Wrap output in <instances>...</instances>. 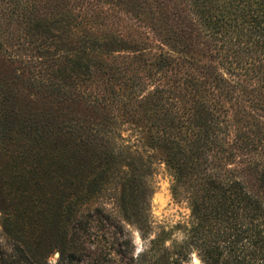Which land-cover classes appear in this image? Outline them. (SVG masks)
<instances>
[{
	"label": "trees",
	"instance_id": "16d2710c",
	"mask_svg": "<svg viewBox=\"0 0 264 264\" xmlns=\"http://www.w3.org/2000/svg\"><path fill=\"white\" fill-rule=\"evenodd\" d=\"M153 2L159 16L148 25L118 3L0 0V120L13 116L23 89L58 109L77 103L95 119L58 122L52 111L20 122L22 166L11 169L17 189L1 210L15 242L2 264H44L54 237L56 264L186 263L181 248L153 254L154 242L139 257L111 258L110 241L119 247L123 233L117 215H139L127 198L147 171L118 131L134 108L145 111L148 142L174 173L173 194L190 204L191 242L204 264H264V0ZM63 10L74 22L52 19L58 34L49 35L46 17ZM48 165L56 168L53 216L19 212L23 202L37 205Z\"/></svg>",
	"mask_w": 264,
	"mask_h": 264
},
{
	"label": "rangeland",
	"instance_id": "374dc122",
	"mask_svg": "<svg viewBox=\"0 0 264 264\" xmlns=\"http://www.w3.org/2000/svg\"><path fill=\"white\" fill-rule=\"evenodd\" d=\"M79 4L81 0H78ZM90 5L97 4L98 6H108L110 3H118L117 8L123 14L126 10L133 12L138 18L144 22V24H154L158 19V14L153 0H84ZM84 3V4H85ZM89 5V6H90ZM39 4H36V8ZM127 11V12H128ZM62 20L65 25H69L74 22L71 12L63 10L61 14H55L53 16H47L46 19L50 20L48 23V34H58L56 32L57 24L52 19ZM80 19H76V24L67 27L66 30H70V33L75 32L74 26H77V22ZM60 30H63L61 26ZM17 27L12 24L13 31ZM20 32L23 30V26H20ZM78 28V26H77ZM17 99L12 100L13 116L14 111L19 112L20 116L16 119L13 116H7L0 120V264L3 262L2 254L9 253V249L6 251V246L10 247L15 242L11 236H6L2 227V215L1 210L7 209V196L12 194L17 189V186L13 184V180L10 177V172L17 164L21 165V160L17 158L16 152L20 150V131L23 125L20 122L23 118L36 119L35 114H45L46 118L52 117V111L54 115L59 117L60 121L70 122L71 120L83 119L89 122H95L94 116L83 106L75 103H65L58 109L48 100H41L40 96L34 95L28 89H23L17 94ZM136 110L135 118L133 122L122 123L118 131L122 136V145L127 146L131 151L136 152L146 168V174L143 173L142 182L137 184L140 187L138 192L133 196H128L127 200H134L139 204L140 211L137 217L132 216L133 210L127 214V219L120 213L118 216L119 224L122 225V236L118 239L120 246H116V242L111 240V236H107L113 244L111 252H116V255L111 257L117 260L118 252L128 250L129 254L133 257H139L140 255L149 253L152 246L151 242L156 243L157 249L153 251V254H161L165 251L182 250L186 258L185 264H204L201 258L198 245L191 242V236L193 235L192 227H194V219L191 215L190 204L185 195H174L172 188L174 186V173L172 169L164 161L163 153L160 149L152 147L147 136L148 131L146 126L149 123L145 121L147 115L142 108H134ZM48 113H51L48 114ZM18 119L20 121H18ZM20 125V126H19ZM51 153V152H50ZM52 154V153H51ZM54 154V153H53ZM42 157V156H40ZM42 165L46 166V162L53 163V161H47L43 157ZM41 161V159L39 160ZM47 163V164H49ZM45 170V171H44ZM55 166L48 165L43 167V174H40L37 187L34 190L35 200L37 199V205L32 203L30 206H25L24 202L18 204V211L22 208H28L35 215L48 213L53 216V210L55 208V186H54V173ZM31 172L27 173L29 176ZM148 174V175H147ZM33 184V182H32ZM45 194H48L45 196ZM33 201V200H32ZM41 201L45 205L41 204ZM16 204V202H14ZM104 207L107 210H111L112 207L108 201H103ZM21 212V211H19ZM43 212V213H42ZM91 213V212H90ZM30 212H26L25 215H29ZM86 216V212L82 215ZM138 220H140L138 222ZM113 223V220L111 221ZM118 224V226H119ZM94 226V225H93ZM53 227V225H52ZM107 227V226H106ZM102 226V234L105 235ZM53 230V228H52ZM51 230V231H52ZM195 241V237L192 238ZM45 261L44 264H56L58 261L57 251V239L54 237L51 239V244L44 249ZM159 250V251H158ZM6 251V252H5ZM151 254V253H150ZM156 258V256H154ZM8 261V260H6ZM133 264H136L133 262Z\"/></svg>",
	"mask_w": 264,
	"mask_h": 264
}]
</instances>
